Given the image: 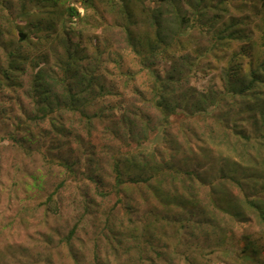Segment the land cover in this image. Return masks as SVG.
<instances>
[{"label":"rangeland","instance_id":"1","mask_svg":"<svg viewBox=\"0 0 264 264\" xmlns=\"http://www.w3.org/2000/svg\"><path fill=\"white\" fill-rule=\"evenodd\" d=\"M22 1L10 0L15 15L20 11ZM87 1L92 3L88 7L86 0H59L60 7L61 3L66 6L70 3L80 13L79 18L72 19L73 26L69 18L66 20L70 31L75 29L81 34L80 49L90 57L95 56L96 45L103 52L102 57L96 55L95 60L100 61V82L108 93L97 99L88 112L94 114L103 109L104 116L95 120L96 131L91 136V144L85 125L77 120V123L68 122L67 125L72 124L78 129L68 140H60V145L55 141L47 156L41 152L48 148L43 146L44 136L53 134L48 125L33 132L36 141L28 153L7 138L11 132L18 137L22 133H17L10 122L0 120V264H264V223L259 222L248 208L244 209L242 218L246 222L216 211L213 215L216 220L210 219L208 223L201 220L200 228H197L195 220L186 223L187 216L178 208L165 212L149 191L122 188L117 195L112 187V156H117L120 150L127 154L134 147L125 146L124 126L131 128L143 148L160 151L162 162L174 170L195 169V165L186 166L184 161L199 163L204 160L203 163L210 166L206 172L200 169L199 173L208 184L221 174V161L217 155L218 151L228 147V138L212 117L198 116V119L179 120L168 127L162 125L160 112L153 104V74L158 72L164 76L170 64L156 57L152 72L143 68L125 33V4L140 21L138 11L152 8L156 3L154 0ZM40 11L44 13L40 12V15L46 16V9ZM229 12L223 14V20L228 19ZM231 13L249 17L246 31L251 40L257 39L259 18L249 11L242 15ZM17 23L24 24V21ZM130 29L134 34H151L148 27L140 24ZM192 34L197 46L205 49L212 45L208 35L198 31ZM40 47L48 54L50 62L60 50L51 43ZM209 61L216 63L213 57L203 59L200 68ZM218 74L219 71L202 70L191 79V84L198 89L219 87ZM20 79L26 80V76L20 75ZM24 84L14 94L0 93V111L8 109L7 113L11 108L13 117L20 113L15 100L9 103L3 99L4 95L5 98L20 96L25 103L24 111L33 110V103L25 97L29 85ZM138 116L144 118L145 125ZM117 127L121 130L120 138L116 139L112 131ZM76 134L86 139V146H80L74 140ZM33 150L35 152L31 153ZM36 153L39 156H31ZM64 158L75 162V173L67 172L61 165ZM225 184V192L234 197L238 207L243 205L241 202H246V198L241 190L230 181ZM181 185L179 183L177 189ZM208 190L200 191L202 205L209 202ZM108 192L111 196L107 198L100 194ZM51 194L52 200L48 203ZM117 199H121L122 204L117 203ZM193 209L197 211L198 208L188 205L184 211ZM167 216L183 219L180 232L176 227L180 225L177 220L175 227L162 220Z\"/></svg>","mask_w":264,"mask_h":264},{"label":"trees","instance_id":"2","mask_svg":"<svg viewBox=\"0 0 264 264\" xmlns=\"http://www.w3.org/2000/svg\"><path fill=\"white\" fill-rule=\"evenodd\" d=\"M154 1L156 3L152 8L138 11L140 21L125 4V33L143 68L152 72L156 57L170 64L164 76L158 72L153 74V104L160 112L162 125L168 127L179 120L198 119V116L212 117L228 138V147L218 151L221 174L208 184L199 173L200 169L206 172L207 166H210L203 163L204 160L199 163L184 161L186 166L195 165V169L174 170L168 163L162 162L160 151L143 148L141 140L136 141L131 128H125L119 121L124 126L125 146L134 147L127 154L120 150L117 156H112V187L117 195L122 188L149 191L165 212L178 208L182 215L187 216L186 223L195 220L197 228H200L198 224L202 223L201 220L206 223L210 219L216 220L213 216L216 211L246 222L242 219L246 208L256 214L259 222L264 223V0ZM38 4L43 6L39 7ZM61 4L60 7L59 0H23L20 11L15 15L10 0H0V93L9 91L14 94L24 87V83H28L25 97L33 103V110L24 111L25 103L20 96L5 98L4 95L3 99L9 103L15 100L20 113L13 117L11 108L7 113L8 109H4L0 111V120L10 122L15 125L17 133H22L18 137L11 132L7 138L17 142V146L28 153L36 141L33 132L38 127L48 125L54 136L49 133L44 136L43 146L48 148L41 152L43 156L51 152L55 141L60 145V140H68L78 129L72 124L67 125L68 122L85 125L91 144V136L96 131L95 120L98 116H104V110L90 114L88 108L91 109L97 99L108 93L100 82V61L95 60V56L101 58L103 52L96 45L95 56L90 57L80 49L81 34L75 29L70 31L66 23L69 18L73 26L75 23L72 19L79 18L80 13L70 3L67 6ZM91 4L86 0L87 7ZM41 8L47 10L46 16L40 15ZM245 11L260 20L257 39L251 40L246 31L249 17L231 13L242 15ZM228 12V19L223 20V14ZM18 21H24V24ZM139 24L148 27L151 34L131 32L130 27ZM193 31L208 35L212 45L205 49L197 46ZM49 43L60 49L53 62H50L45 50H40L42 44L47 46ZM211 57L216 63L209 61L201 69L203 59ZM87 60V64H84ZM202 70L219 71L217 77L220 86L203 89L193 86L191 79ZM20 75L26 76V80H21ZM138 117L144 124V118ZM120 130L117 127L112 131L116 139L120 138ZM74 140L80 146L87 144L86 139L78 134ZM201 150L205 152V149ZM36 155L38 153L31 156ZM61 165L67 168V172L75 173V162L64 158ZM90 179L95 181L93 177ZM228 181L244 194L246 202L242 201L243 205L238 207L234 197L225 192L224 185ZM179 183L182 185L177 189ZM206 188H209V202L202 205L200 191ZM100 194L104 198L111 196L110 192ZM52 196L48 197V203ZM121 199H117V203H121ZM188 205L198 208L197 211H184ZM175 216L162 220L174 227L177 220L180 225L176 227L180 232L184 226L183 219Z\"/></svg>","mask_w":264,"mask_h":264}]
</instances>
